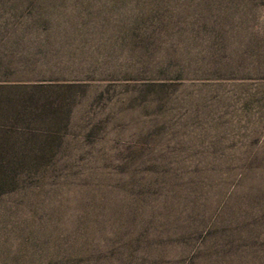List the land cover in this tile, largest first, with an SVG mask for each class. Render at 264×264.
Returning a JSON list of instances; mask_svg holds the SVG:
<instances>
[{"label":"rangeland","instance_id":"374dc122","mask_svg":"<svg viewBox=\"0 0 264 264\" xmlns=\"http://www.w3.org/2000/svg\"><path fill=\"white\" fill-rule=\"evenodd\" d=\"M131 2L119 9L85 0L89 18L68 5L53 10L55 18H0V83L14 85L1 96L36 91L61 104L30 126L56 129L63 161L137 167L142 175L167 166L176 181L151 202L164 198L160 208L170 215L200 209L191 199L205 202L207 214L223 192L261 212L264 12L124 18ZM149 206L154 213L152 203L144 212Z\"/></svg>","mask_w":264,"mask_h":264},{"label":"trees","instance_id":"16d2710c","mask_svg":"<svg viewBox=\"0 0 264 264\" xmlns=\"http://www.w3.org/2000/svg\"><path fill=\"white\" fill-rule=\"evenodd\" d=\"M106 2L119 9L131 2L134 10L124 18H249L264 12V0ZM67 5L74 15L80 8V18L92 15L85 0H0V18H55L53 10ZM1 95L0 264H264V210L250 200L230 201L223 192L207 214L205 202L191 199L201 208L170 215L160 208L164 198L161 205L151 202L176 181L167 166L155 164L142 175L137 167L106 170V164L63 161L56 129L30 126L59 103L36 91ZM64 117L53 119L63 123ZM17 121L21 127L14 131L7 122ZM151 203L155 212L149 206L145 213Z\"/></svg>","mask_w":264,"mask_h":264}]
</instances>
